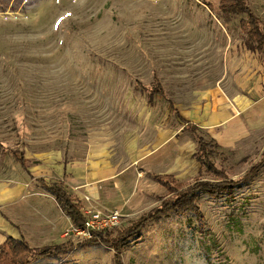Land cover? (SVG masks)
I'll return each instance as SVG.
<instances>
[{
    "label": "rangeland",
    "instance_id": "1",
    "mask_svg": "<svg viewBox=\"0 0 264 264\" xmlns=\"http://www.w3.org/2000/svg\"><path fill=\"white\" fill-rule=\"evenodd\" d=\"M242 2L264 32V0ZM228 3L0 0L1 183L25 176L38 186L37 176L54 184L47 174L57 162L95 155L127 167L148 147L150 127L178 128L170 104L183 112L224 99L230 111L221 124L195 131L214 143L213 167L205 159L155 204L194 180L227 183L196 192V215L170 212L134 227L115 246L110 241L154 203L136 213L120 210L121 222L101 232L107 242L85 240L93 232L65 236L72 223L52 232L47 220L27 215L17 226L31 247L29 264H264V54L246 47L248 16L221 8ZM155 78L165 95L149 104ZM188 137L195 145L194 132ZM60 242L71 248L54 257L35 254Z\"/></svg>",
    "mask_w": 264,
    "mask_h": 264
},
{
    "label": "crops",
    "instance_id": "2",
    "mask_svg": "<svg viewBox=\"0 0 264 264\" xmlns=\"http://www.w3.org/2000/svg\"><path fill=\"white\" fill-rule=\"evenodd\" d=\"M219 100L221 101L216 104L214 100L207 105L204 102L195 109L183 112L177 111L171 104L170 108L176 114L178 128L173 130V127L166 125L150 127L152 138L147 143L148 147L137 152L127 167L117 166L108 158L95 155L93 158L74 161L61 160L47 176L54 178L57 182L54 184L61 186L71 195L78 203L82 215L86 205L83 195H88L99 204L126 213L150 209V204L154 203L156 206L160 198H164L163 192L167 190L154 179L155 176L171 175L179 182L185 177L194 176L201 167L194 155L197 150L196 139L194 138L196 144L192 145L188 137L189 129L182 119L194 124L196 128L207 131L214 128L230 115V111L222 105L224 99ZM149 130L147 134H150ZM24 159V165L17 161L26 169L28 166L26 158ZM127 174L131 176L130 179ZM148 177L152 179L151 183L145 187L141 186L140 180H148ZM35 179L41 185L27 181L25 176H21L13 185L0 182V245L8 236L21 238L17 224L26 220L27 215L47 220L53 226L52 232H58L63 224L71 223L70 217L61 210L54 195L43 185V182L47 185L53 183L49 184L44 178L33 176L36 183ZM32 185L34 187L31 188ZM158 197L160 198L157 200Z\"/></svg>",
    "mask_w": 264,
    "mask_h": 264
},
{
    "label": "trees",
    "instance_id": "3",
    "mask_svg": "<svg viewBox=\"0 0 264 264\" xmlns=\"http://www.w3.org/2000/svg\"><path fill=\"white\" fill-rule=\"evenodd\" d=\"M221 8L226 11L238 10L247 14L248 20L246 21V24L248 25V28H243L247 34L244 43L246 47L251 51L262 49V53L264 54V32H262L260 21L254 16L251 9L248 6H245L242 0H229L228 5L222 4ZM154 80L155 86L150 87L148 89L149 103L152 102L154 96L159 95L164 97L165 95L162 84L156 78ZM142 87L145 88V85H142ZM170 106L172 107L171 104ZM182 121L186 123L185 125L190 131L194 132V136L197 142V150L194 154L196 160L202 164L206 159L207 167L212 168L213 165L208 161V157L214 154L213 151L210 149V147L215 146L214 143L206 142L202 137L196 135L195 131L197 128L194 124L189 123L184 119H182ZM16 159L20 162L21 165H24L25 159L23 158V156H16ZM154 179L158 181L161 185L165 186L169 191H171L173 187H176V185H174V178L171 175L155 176ZM226 184L227 183H211L207 181L194 180L193 183L187 185L184 189L178 191L175 197H168L163 199L158 206L151 208L146 215L140 217V219L134 224L133 228L127 227L123 229L122 232L120 231L121 233L118 234V237H116V239L113 241L111 240L110 242L114 244V246L116 241L124 242L127 236H129L132 230H134V227H136L137 230L141 229L143 228V226H145L146 223L156 220L163 215H167L170 212L182 215L186 211H190L196 215L198 213L195 204L196 192L198 190H202L205 192L213 193L214 190L227 186ZM43 185L48 191H50L54 195V198L57 201L61 210L70 217L71 223L75 226H83L84 216L80 211L78 203L73 200L71 195L68 194L59 185H47L45 182H43ZM101 232L102 231H93V234L96 233V236H92L91 238L85 240L90 243H93L96 240L104 242L105 239L101 236ZM69 248H71V243L68 242L43 245L35 250V254L38 256L54 257L60 253L65 252ZM30 250L31 247L24 239H17L8 236L5 241L0 245V262H2L3 264H29L28 255L30 253ZM114 254L115 257L119 255L117 251H115Z\"/></svg>",
    "mask_w": 264,
    "mask_h": 264
},
{
    "label": "built area",
    "instance_id": "4",
    "mask_svg": "<svg viewBox=\"0 0 264 264\" xmlns=\"http://www.w3.org/2000/svg\"><path fill=\"white\" fill-rule=\"evenodd\" d=\"M16 18V16H14ZM86 205L83 207L84 224L83 226H72L64 232L65 236L69 232L75 234H84L89 236L93 231H105L117 226L122 218L123 213L117 208L105 207L88 195H83Z\"/></svg>",
    "mask_w": 264,
    "mask_h": 264
}]
</instances>
